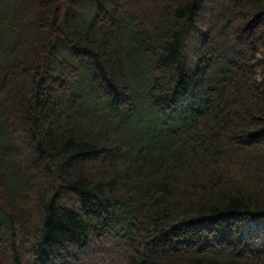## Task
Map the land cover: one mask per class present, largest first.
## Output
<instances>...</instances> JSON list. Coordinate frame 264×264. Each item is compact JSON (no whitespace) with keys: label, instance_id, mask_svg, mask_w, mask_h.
<instances>
[{"label":"trees","instance_id":"trees-1","mask_svg":"<svg viewBox=\"0 0 264 264\" xmlns=\"http://www.w3.org/2000/svg\"><path fill=\"white\" fill-rule=\"evenodd\" d=\"M264 264V0H0V264Z\"/></svg>","mask_w":264,"mask_h":264},{"label":"rangeland","instance_id":"rangeland-1","mask_svg":"<svg viewBox=\"0 0 264 264\" xmlns=\"http://www.w3.org/2000/svg\"><path fill=\"white\" fill-rule=\"evenodd\" d=\"M123 258L124 253L119 246H100L92 249L80 262H69V264H121Z\"/></svg>","mask_w":264,"mask_h":264}]
</instances>
